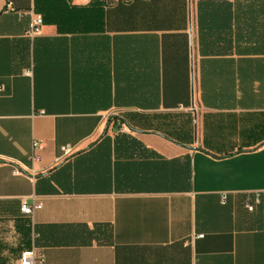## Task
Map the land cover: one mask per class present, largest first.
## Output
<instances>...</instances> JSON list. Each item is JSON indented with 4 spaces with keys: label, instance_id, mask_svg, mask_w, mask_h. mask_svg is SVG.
<instances>
[{
    "label": "crops",
    "instance_id": "crops-1",
    "mask_svg": "<svg viewBox=\"0 0 264 264\" xmlns=\"http://www.w3.org/2000/svg\"><path fill=\"white\" fill-rule=\"evenodd\" d=\"M0 86V264H264V0H0Z\"/></svg>",
    "mask_w": 264,
    "mask_h": 264
},
{
    "label": "built area",
    "instance_id": "built-area-1",
    "mask_svg": "<svg viewBox=\"0 0 264 264\" xmlns=\"http://www.w3.org/2000/svg\"><path fill=\"white\" fill-rule=\"evenodd\" d=\"M7 10H14V6L12 2H7ZM43 24V17L40 14H37L33 20L30 32L32 34L37 33L40 30L41 25ZM2 87L0 86V92L2 91ZM39 147V143H34V148L37 149ZM63 156H69L74 152V147L66 145L62 147ZM41 206L40 203L29 205L27 203H23L21 205V212L26 215H32L36 208ZM250 210L253 209L251 205L248 206ZM45 263V255L39 248L33 247L29 250H25L21 254L20 264H44Z\"/></svg>",
    "mask_w": 264,
    "mask_h": 264
}]
</instances>
